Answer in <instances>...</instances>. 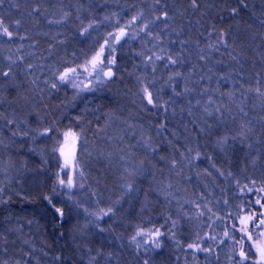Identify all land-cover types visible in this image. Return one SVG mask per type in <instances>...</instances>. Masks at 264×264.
<instances>
[{"label": "rangeland", "instance_id": "obj_1", "mask_svg": "<svg viewBox=\"0 0 264 264\" xmlns=\"http://www.w3.org/2000/svg\"><path fill=\"white\" fill-rule=\"evenodd\" d=\"M16 1L18 2V0H4V3L0 5V18H3L5 22L10 25V30L19 35L27 36V39L24 40L15 38L11 41H9L7 37H0V69H3V71L8 70L9 61L7 57L9 56L13 59H16L18 55L24 57L23 62L18 60L16 64L11 65L12 75L10 77L0 76V93L2 92L3 95H9L10 97L9 99L7 98L6 101L0 100V117H2L0 118V187L4 189L3 193L0 194V200L4 195L14 192L13 181L18 177L15 173H19V171L24 172L27 166H22L21 162L19 163L21 166L15 165L16 162L13 161V158L11 159L12 155L10 156V154L15 155L23 152L28 153L33 159L36 158L40 160L41 163L48 164L51 162V164L55 166L57 175V173L60 172V165L63 162L59 153L53 150L58 146L57 140L63 141V133L65 131L71 130L80 133V127L86 128L89 125L93 131L100 130L97 131L96 134L89 136L87 131L83 129L84 133L81 137V143L77 145V156L82 161L81 166L83 171H90L91 169L99 171V169L109 168L113 174L116 173V176L113 175L115 178L114 183L111 184L112 186L109 185L107 189L99 185L100 183L98 184L94 180L87 178L89 177L87 174L81 179L79 170L73 174L71 169H65V172L74 176L76 184V187L72 188L70 191L58 184L56 176L58 196L63 195L64 200L68 199L70 202L69 209L73 211V203V207L75 209L77 208L81 214V217H78L80 223L78 224L77 222L75 226V229H77L72 239L69 240L70 247L77 250L76 252L79 256V258L76 256L77 259L82 261L84 260L82 256L85 255L79 250V248L82 247L78 246V243H80L78 238L82 241L87 238L100 236L105 238L108 242L114 241V251H116V254H120V256L124 255L126 261H129V264H143L144 259H148L149 264H228L227 255L229 249L226 246L228 243L227 241L225 245H220L217 248V253L220 257L219 260L216 259V254L207 257L206 260L204 253H197V260L194 261L192 259V251L186 249V245L196 239L197 233L201 236H204L206 233L215 234L218 235L219 238H222L224 228H231L232 224V222L227 219V214L229 212L234 214L239 212L240 210L237 208V205L246 204L249 196L253 202L257 198L264 196V193L255 190L252 193H248L247 189H245L242 193L241 188L238 187L236 183V181L239 180L240 186L242 187L243 184L250 183V178H254L257 182L255 187L258 188L262 186V182H264V119H262L264 118V97L259 96L256 92V89L259 88L260 92L264 93V74L261 72V66L259 65V67H256V71L259 72L258 74L253 72V74L247 75L249 76L248 78L241 73L239 74L236 69L240 66V61L239 59H233L231 57L234 49L233 46H230L227 60L232 68V71H230L232 78L228 79V75L226 76V74H224L223 79L222 76L220 77L221 79L216 78L212 74L213 70L210 68L209 64L201 59L202 56L204 58L213 57V54L217 52V50L209 48L210 44L216 43V35L213 31L201 24L202 15H198L187 0H161L160 5H156L154 0H101L103 5L113 10V14L108 22V33L115 32L118 27L128 24L131 18L138 12H144V17L137 20L130 29H127L128 36L125 38L124 42L116 45L117 51L114 53L116 64L113 67V71L116 73L115 77L104 84H94L96 88L95 91H85L79 95L76 94L75 89L68 86H61L59 90H54L46 85L44 81L53 80L54 77L52 73L57 70H62L65 67L67 59L70 58L67 52L70 51L73 42L79 44L85 40L87 41L92 37V34L81 36L80 30L85 25L78 24L76 30L64 34V38H60L61 36L55 33L54 36L50 37V39H46L42 44V39H40V46L37 40L39 34L36 33L33 26L30 28L29 25L30 18L35 16L34 12L29 15L30 11L28 10H30L32 6L28 7V10L26 7L25 10L24 6L20 8V5H22L21 2L17 5ZM163 10L168 11L170 16L173 17V19L167 21V28L164 27V21H157L155 24L149 26V30L153 32V37H149L146 34L148 30L145 32L139 31L143 22L146 20H153L155 15ZM60 19L61 17L58 20ZM16 20L21 21V26L19 28L14 26V21ZM49 20L56 21L48 17L44 26L54 29L64 25L66 26L68 23V17L62 23H49ZM117 21H119V24H117ZM261 28H263L264 34V24L262 23ZM133 31L137 33L135 38H132ZM209 32L213 33L211 37L208 35ZM156 34L159 35V40L154 38ZM184 34H191L194 37H199L198 42L201 44L204 43V51H206L205 55L200 52L198 53L200 64L195 63V65H191L190 68H183L181 64V62H183L180 57L183 52L182 41L184 40ZM253 38H259V34L254 33ZM192 40L194 39L192 38ZM194 42L191 43L192 48L189 50V53H191L192 50L193 54L196 52L197 45ZM244 42L246 43L245 47L248 49L247 41L244 40ZM261 42L264 43V41L259 40L260 44ZM102 44L103 41L90 53L88 52L91 49L87 46L85 59L77 64H83L86 59H89L98 51ZM20 45H23V48L17 53L16 49ZM54 45V50L61 46L62 50L66 51L67 55L62 53V57L64 58L60 57V59L63 60H57L58 57L54 54L53 58L51 57L50 52L53 48L51 49L50 46L53 47ZM154 45L155 47H153ZM161 48L164 49L163 54L165 56L171 55L178 63L175 65H167V59L155 61V71L153 72L152 62L147 61L146 57L152 55V52L160 54ZM236 48L240 51L238 47ZM105 54L107 55V51ZM28 64L33 65V67L28 69ZM199 65H201V67ZM176 72H179L181 75L169 81V76ZM34 79L36 80V84L32 83ZM217 79H219L220 84L226 89H229V91L235 89L240 90L242 96L237 97L247 99L243 102L242 100L238 101V99H236L237 97L235 99L233 98L237 106L235 110H232L228 104H225L231 111L229 113L230 121L226 124L228 126V134H226V136L230 139L225 147L231 148L233 151L243 150V152H245L244 158L246 157L245 164L240 165V170L234 173L231 172V176L226 173L227 170L223 172L224 175H221L220 172L217 171L219 166L214 162V157L211 156V163L213 164H209L207 169L218 179L219 184L216 187L212 184L213 182H202L200 193L198 192L196 196L192 195L195 198L186 204L176 202L174 198L170 196L167 201L165 200L166 206L162 209V213H159L157 210L158 212H156V215L154 213L152 214L151 220L145 218L146 212L148 213V210H150L148 204H152V197L148 194L149 192H146L145 196L143 195L144 203H142V212H145V214L138 216L135 223L132 224L131 222V224L126 227L123 218L119 216L125 201L128 199V194H124V179L118 176L119 174L117 172L120 169L124 171L126 162L129 167L135 166L140 168V172L147 169L148 164H144L145 168H141L139 165L140 160L138 159L147 153L148 156H152V152L137 139L134 140V138L129 136L135 134L134 132L124 133L126 126L127 128H134L130 116H127L125 112H127L129 108L131 109L132 107L136 108L139 106L143 111H147V108H151L152 110H149V112L152 111L153 113L159 110V108H152V106L147 105L146 100L142 99L143 93L141 88L143 85H147L150 91H156L155 93L157 94L161 92L168 94L170 99H174L176 102L189 101L188 95L191 93L189 87L195 85L196 96L193 97L194 102L197 104L200 102L205 106L208 104V98L211 97L214 104L208 105V107L214 109L218 107V104L215 103V87L218 84ZM241 84L244 85L243 88H241ZM173 88H175L176 92L182 93V95H175L173 93ZM185 88L189 89V91L186 92ZM121 89L131 93L119 98L124 103L118 100V103H123L126 109L123 107L125 110L122 111L118 106L117 109L112 111L113 113L105 116L106 119L104 118V120H102L103 122H101L103 114L96 110L95 121H90L91 116L88 117L87 112H89L92 105L89 103H92L93 100L100 103V100L105 95L113 99V101H116V93ZM155 93L153 92V96ZM52 96L63 104L64 108L68 107L69 111L67 116L69 118L72 117L74 120L76 114L78 116L82 115L84 119H88V122L80 126V121L77 120L71 126L66 125L65 127V125H63L62 127L56 128L58 131L51 132L47 136L38 135L44 128L49 127L45 121V117L49 120V114L44 116L43 111L44 107H46L44 104L47 105L48 101L52 99ZM12 97H14L17 102H12ZM221 97L224 102L227 103L226 96L221 95ZM113 101L110 102L113 104L116 103ZM159 102L161 101L159 100ZM123 104L121 106H123ZM229 104L231 103L229 102ZM240 107H243L244 111L248 113L247 116L240 111ZM221 108L223 107L221 106ZM224 110L227 113V108ZM98 119L100 120L99 123L96 122ZM225 119L227 120V118H224V120ZM8 120H13L14 123L11 125L8 124ZM249 121H251V125L254 128L252 136L243 143L239 139L232 140L231 137L236 136L240 131V125ZM191 122L196 128L197 125H195V122L193 120H191ZM224 123H226V121ZM97 125L99 127H97ZM13 132L21 133V135L13 136ZM24 132L29 133V135L23 136L22 133ZM121 134H125L126 136H121ZM87 136H89V138H87ZM122 137H125L124 141L121 139ZM85 139L87 143L83 144L82 141ZM213 139L215 141L214 143H217L216 138ZM212 141V138L210 141H207L204 151L222 156L223 152L221 154V149L215 146L214 143H211ZM249 143L252 144L251 148L247 147ZM23 146L26 147L25 150L22 148ZM70 147L71 142L69 141V150ZM108 153L112 154L111 159L107 158ZM121 155L125 156V161L120 160ZM195 156L196 155L193 156V159L197 162L199 158L195 159ZM256 156H260V159L257 160L256 165L253 166L251 161ZM87 158L94 160L92 161L93 163ZM29 168L34 169V167H28V171H30ZM60 175L64 176V173H60ZM134 182L136 189L135 193L137 194L138 187L135 180ZM81 183L84 185L82 188L79 187ZM85 191L87 193H85ZM146 191L148 190L146 189ZM193 191L194 193H191L195 194L196 189H193ZM225 200H227V204L224 203ZM261 202L264 203V200ZM146 204L147 207H145ZM195 204L201 206V209L206 213L205 216L198 217L196 215L198 209L195 207ZM205 204L211 207L217 215L224 217L222 220H215L211 229L209 228L211 221L208 220V215L210 214H208L207 209L204 208ZM108 207H113V214L103 216L99 220L96 219L95 215H90V213H98L100 209H107ZM255 207L259 208V205ZM261 210L264 211V209ZM244 211L247 212L249 209L245 208ZM185 212L188 213V216L184 215ZM169 216L177 220V225L175 229H173L175 238H168L167 236L161 237L162 246L160 249H152L151 245L145 244L142 245L138 252L135 246L129 243L131 236L135 234L138 226H142L145 230L159 227L162 232H168V228L171 224V222L167 220ZM142 217L145 218V220H143ZM235 223L238 224V221H235ZM33 225L34 226H30L28 223L26 225L21 224L18 228L15 227L17 229L8 227L4 231L3 236L0 237V262H7V264H17V261H19L20 264L36 262V243H34V240L36 238L39 240V230L36 224ZM79 225L81 226L78 227ZM162 225L163 227H161ZM100 228H103L104 231H100ZM177 241H179V246L177 245ZM206 243L212 242L206 241ZM145 248L149 249V251L145 252ZM52 260L53 259H51V262ZM85 262L86 264L90 263L88 259H86Z\"/></svg>", "mask_w": 264, "mask_h": 264}, {"label": "trees", "instance_id": "obj_2", "mask_svg": "<svg viewBox=\"0 0 264 264\" xmlns=\"http://www.w3.org/2000/svg\"><path fill=\"white\" fill-rule=\"evenodd\" d=\"M19 2L22 4L20 8L24 6L25 10L26 7L28 10V7L32 6L33 8L36 5H39L41 8V12H34L35 16L30 18L29 22L30 28L33 26L36 33L39 34L37 40L40 46L42 42L44 43L46 39H50L55 33L60 35V38H64V34L75 31L76 26H78V24L80 25L81 21H84V25L90 20L96 22L97 27L90 30L92 37L79 44L73 42L70 51L67 52L70 58L67 59L66 63L73 65L85 59L87 46L91 49L88 52L90 53L104 41L105 35L109 31L108 22L113 14V10L103 5L101 0H18L17 5ZM187 2H190V0H187ZM32 8L28 10L31 14ZM232 9L237 10L235 15H233ZM194 11L198 15H202L201 24L213 31L217 39L220 38L221 32L226 34L225 39L228 47L219 45V50L213 54L214 56L212 55L213 57H205L203 59L209 64L210 68L213 70L212 74L216 78L221 79L220 77H224V74H226V76L228 75V79L232 78L230 75L232 68L227 60L230 46H233L234 49L231 57L235 56L236 59L240 61V66L236 69L239 74L241 73L246 78L249 77L247 75H251L253 72L258 74L259 72L256 71V67H259V65L261 66V72L264 74V43H259V40L264 41L263 28H261V21H264V0H244V3H241V0H199V8ZM65 12L69 14L68 23L66 26L64 25L65 27L61 26L54 29L44 26L48 17L58 20ZM105 17L109 19H105ZM254 33H258L259 38H253ZM192 38L194 40H192ZM40 39H42L41 44L39 42ZM198 40L199 37L197 38V36L194 37L191 34H184V40L182 41L183 52L180 57L183 61L181 62L183 68H190V66L193 64L195 65V63L200 64L198 53L206 54V51H204V43L201 44ZM244 40L248 43V49L245 47L246 43ZM192 42L197 45L195 54H193V50L189 53V50L192 48ZM50 47L51 49L53 48L50 52L51 57L53 58L54 54L58 57L57 60H63L60 59V57H62V53L66 54V51L62 50L61 46L55 50V45ZM236 47H238L241 52ZM199 66L201 67V65ZM0 71H3V69H0ZM219 79H217L218 84L215 87V103L218 104V107L222 106L224 109L227 108V113L221 108L223 114L221 120L217 119V116L220 114L215 112L209 118L204 112V104L200 102L197 104L194 102L193 97L196 96L195 85L189 87V89H191V93L188 95L189 101L176 102L174 99H170L168 94H164L163 92L158 94L159 100L161 101L160 103L166 102L167 111H165L164 108H159L158 111L153 113L152 111L149 112V110H152L151 108H147V111H143L139 106L136 108H129V110L125 112L127 116H130L134 128H127L126 126L124 133L134 132L135 134L129 136L134 138V140L137 139L141 144H145V141H148L151 146L156 149L155 152H152V156H148L147 153L138 159L140 161L143 160L144 164L148 165L147 169L141 172L139 171L140 174L138 173L133 177L138 187V193L136 194L134 191L133 193L135 194L132 193L127 195L128 199L125 201L119 216L123 218L126 227H128L131 222L132 224L135 223L138 216L145 214V212H142V203H144L143 195L145 196L146 192H149L148 194L152 197V204H148L150 210H148V213L146 212L145 218L151 220L153 213L155 215L158 211L162 213V209L166 206L164 196L158 193L167 183L173 185L172 189H169V191L172 192L171 197L174 198V201L182 204L190 202L195 198L193 197L194 195L196 196L198 192L200 193L202 182H213L212 184L216 187L219 184L218 179L207 169L209 164H213L211 163V156L214 157V162L219 166L221 172L227 170L226 173H234L240 170V165L245 164L246 157L244 158L245 152H243V150L233 151L231 148L229 149L224 146V150L221 151V154L223 152L222 156L204 151L207 141H210L211 138L213 140L211 143H214L215 141L213 138L218 140V138L228 134V126L226 124L230 121L229 113L231 111L225 104H228L232 110H235L237 106L234 99L237 96H242L240 90L234 88L235 90L229 91V89H226L220 84ZM153 92L155 93L156 91ZM228 92L234 93L231 99L226 95ZM129 94L131 93L127 90L121 89L116 93V101H113V99L106 95L102 97L100 103L93 100L92 103H89L92 107L89 109V112H87L88 117L91 116L90 121H95L96 110L103 114L101 122H103L102 120H104L106 115L108 116V114L110 115V113H113L112 111L117 109L118 106L124 111L126 107H124V102L119 98ZM221 95L226 96L227 103L224 102ZM156 97L157 93H155L154 99ZM7 98H10L9 95H3L2 92L0 93L1 101H6ZM51 98L52 99L48 101V106L42 102L44 106H46L43 111L44 116L49 114V120L47 117H45L46 120L44 119L49 127L56 129L63 125H65V127L66 125L71 126L77 120L80 121V126L88 122V119H84L82 115L78 116L76 114L74 120L72 117L69 118L67 116L69 111L68 107L64 108L63 104L58 102L55 97L52 96ZM236 99H238V101L242 100L243 102L247 100L242 97H237ZM118 100L123 103H118ZM11 101L14 103L17 102L14 97H12ZM110 101L116 103L113 104ZM229 102L231 104H229ZM122 104L123 106H121ZM123 107L125 109H123ZM190 112L191 114H189ZM224 118H227V120H224ZM191 120L197 125L196 128L193 126L194 124ZM99 121L98 119L96 122L99 123ZM225 121L226 123H224ZM161 125H163V127H161ZM209 125H211V127H209ZM97 127L99 126L97 125ZM80 128L86 130L89 136L96 134V132L100 130L93 131L89 125L86 128ZM201 129H203V131H201ZM89 136H87V138H89ZM121 136L126 135L121 134ZM121 139L124 141L125 137ZM214 145L218 146L217 143H214ZM22 148H24V150L26 149L25 146ZM207 148L210 149L209 147ZM189 149L192 150L191 153H189ZM197 152L200 153V157L198 161L195 162L193 156L196 155ZM182 153L188 158L182 159ZM10 156L11 159L13 158V161L16 162L15 165L21 166L19 165L21 162L22 166H27L24 172L19 171V173H15L18 177L13 181L14 192L4 195L0 200V237L3 236L4 231L8 227L18 228L21 224L26 225L28 223L30 226L36 224L39 230V240L38 238L34 240V243H36V262L27 264H86V259L90 262L93 256L96 257V259L92 261L91 264H129V261H126L124 255L120 256V254H116V251H114V241L108 242L105 238L100 236L92 237L90 238L91 240L86 241H81V239L78 238L80 241L78 246L82 247L79 248V250L85 255L82 256L84 260L81 261L77 259V257L79 258L76 252L77 250L70 247L69 240L72 239L77 229H75L77 222L78 224L80 223L78 217H81V214L77 208L75 209L73 207V203V211L69 209L70 202L68 199L64 200L63 195L58 196L55 166H53L51 162L48 164L41 163L40 160L36 158L33 159L28 153L10 154ZM161 157H163V159H161ZM91 158L87 159L91 162L94 161L92 160L93 158ZM172 159L179 161L177 169L171 168L169 162ZM144 164L142 166L143 168H145ZM28 167H34V169L29 168L30 171H28ZM177 171H179V175L176 174ZM85 173L89 176L87 178L94 180L98 184L100 183L99 185L107 189L109 185L112 186L111 184L114 183L115 178L113 175L116 176V173L113 174L109 168L99 169V171L91 169L90 171H85ZM117 173L119 174L118 176H125L124 171L121 169ZM125 182L124 180L123 184ZM161 182H163V184ZM146 189L148 191H146ZM193 189H196L195 194H192L194 193ZM85 193L87 192L85 191ZM49 199L51 200V204L49 203ZM56 208L62 209L64 213L63 216H60L56 212ZM145 218H143V220H145ZM80 226L81 225L78 227ZM74 246L76 247L75 244ZM51 259H53L52 262Z\"/></svg>", "mask_w": 264, "mask_h": 264}, {"label": "snow or ice", "instance_id": "obj_3", "mask_svg": "<svg viewBox=\"0 0 264 264\" xmlns=\"http://www.w3.org/2000/svg\"><path fill=\"white\" fill-rule=\"evenodd\" d=\"M4 3V0H0V5ZM156 5L161 4V0H154ZM241 3H244V0H241ZM191 7L195 10L199 8V0H190ZM236 9H232L233 15L236 14ZM32 12L39 13L41 12V8L39 5H36L32 8ZM31 15V13H29ZM68 13L65 12L60 20H49V23H62L64 20L67 19ZM144 17V12H138L131 18V21L118 29L115 32H109L106 38L103 41V44L100 45L99 49L95 54H93L89 59H86L83 64H67L62 70H57L52 73L54 79L49 81L45 80L44 83L48 85L51 89L59 90L61 86H68L72 89L76 90V94L79 95L82 92H93L96 90L94 84H104L107 81L113 79L116 73L113 71V67L116 64L114 53L117 51L116 45L120 44L122 40L128 36L127 29H130L133 24L136 23L137 20ZM79 19V17H78ZM105 19H109L105 17ZM173 19L170 16L169 12L166 10L160 11L158 14L155 15L153 20H146L143 22L142 26H140V32H146L149 37H153V32L149 30V26L155 24L157 21H164V27L167 28L168 24L167 21ZM264 24V21H261ZM81 24L84 25V21H81ZM119 24V21H117ZM14 26L19 28L21 26V21L16 20L14 21ZM97 27L96 22L94 20H90L87 22L85 26H83L80 30V35L84 36L86 34H90V30ZM179 34V33H177ZM137 33L135 31L132 32V38H135ZM210 37L213 35L212 32L208 34ZM225 33H220V38L216 41L215 44H210V49L219 50V45H223L224 47H228L227 41L225 39ZM0 37H7L9 41L19 38L20 40L27 39L26 35H19L18 33H14L10 30V25H8L3 18H0ZM156 40H159V35L156 34L154 36ZM183 43V42H182ZM155 47V45L153 46ZM23 45H20L16 51L19 53ZM107 51V55L105 54ZM164 49H160V54L156 52H152V55L146 57L147 61H151L153 65V72L155 71V61H161L167 59V65H175L178 63L176 59H174L171 55L165 56ZM142 55V54H140ZM154 58V59H153ZM236 59L235 56L232 57ZM9 61V68L7 71H0V76L2 77H10L12 75V68L11 65H14L19 60L23 62L24 57L22 55H18L16 59H13L11 56L7 57ZM201 59H204L202 56ZM165 65V66H167ZM33 65L28 64L27 68L31 69ZM179 72L174 73L173 75L169 76V81L173 80L175 77L180 76ZM223 79V77H222ZM33 84H36V80L32 81ZM244 85L241 84V88ZM143 93L142 99L146 100V104L152 106V108H166V102L160 103L159 102V95L154 99L153 92L150 91L147 85H143L141 88ZM185 91H189V89L185 88ZM207 91V89H206ZM256 92L259 96L264 97V93L260 92L259 88L256 89ZM173 93L175 95H182V93L176 92L175 88H173ZM230 99L234 96V93H228ZM214 101L211 97L208 98V104L204 106V112L207 116H212L213 113H219L220 115L217 116L218 120L222 119V111L221 107H215L214 109H210L208 105H213ZM240 111L244 113L245 116L248 115L247 112L244 111L243 107H240ZM191 114V112L189 113ZM2 118V117H0ZM264 119V118H262ZM13 120H8V124H13ZM163 127V125H161ZM211 127V125H209ZM58 131L53 127L44 128L42 131L38 133L41 136H47L49 133ZM203 131V129H201ZM254 128L251 125V121L247 123H242L240 125V131L236 134V136L231 137L232 140L239 139L242 143L247 141L253 134ZM83 134V129H81L80 133L73 132L71 130L65 131L63 133V141L57 140V147L53 150L57 151L62 158V164L60 165V172L57 173V181L61 187L67 188L69 191L76 187L74 176L69 175L65 172V169H71L73 174L79 170V176L83 179L86 175L85 171L82 169V161L77 156V145L81 143V137ZM21 135V133L13 132V136ZM23 136H28L29 133L24 132L22 133ZM228 136H222L218 138L217 145L220 147L221 151L224 150V146H226L229 142ZM69 141L71 142V147L69 150ZM83 144H86V139L82 141ZM144 146L148 148L151 152H155L156 149L151 146L148 141H145ZM248 148L252 147V144H247ZM191 149H189V153H191ZM112 154L108 153L107 158L111 159ZM182 159H187L183 153L181 154ZM200 157V153L197 152L195 159ZM163 159V157H161ZM260 159V156H256L251 161L252 165L255 166L257 160ZM120 160L125 161V156L121 155ZM172 169H177L179 161L176 159H172L170 162ZM144 161L141 160L139 162L140 167L142 168ZM140 171V168L132 166L124 167L125 176L122 177L126 182L124 183L123 187L125 189L124 194L127 195L129 193L134 192L135 189V182L132 179L135 175H137ZM221 175H224L220 169H217ZM60 173H64V176H61ZM179 175V171L176 173ZM229 176L232 175L231 172L228 173ZM163 184V182H161ZM237 186L241 188V192L247 189L248 193H252L254 190L260 193H264V182H262V186L256 188V180L254 178H250V183H245L243 186H240V181H236ZM251 185V186H250ZM79 187H84L83 183L79 185ZM173 185L171 183H167L164 187L160 190L158 194L164 196V199L167 201L170 196H172V192L169 189H172ZM55 190V188H54ZM4 189L0 187V194H2ZM71 198V197H70ZM47 199V197H46ZM264 200V196L257 198L254 202L251 200V197H248V202L246 204L237 205V208L240 210L237 213L229 212L227 214V219L232 222L231 228L225 227L223 230V237L219 238L218 235L215 234H208L206 233L204 236H201L199 233L196 235V239L192 240L191 242L187 243L186 249H190L192 251V259L195 261L197 260V253H204L205 258L216 254V259L219 260V254L217 253V248L220 245H225L226 241L227 247L229 249L227 260L228 264H264V203L261 201ZM6 202V201H3ZM49 203L51 204V200L49 199ZM118 203V201H117ZM227 204V200L224 201ZM259 205V208L255 206ZM147 207V204L145 205ZM195 207L198 209L196 215L198 217H203L206 215L205 211L201 209L199 204H195ZM204 208L207 209L208 220L211 221L209 224V228L211 229L212 224L215 223V220H222L224 217L217 215V213L211 208L208 207L207 204L204 205ZM247 208L249 211H244ZM56 212L63 216V211L60 208L55 209ZM87 211V210H85ZM114 213L113 207H108L107 209H100L98 213H90V215H95L96 219L99 220L103 216H108ZM185 216H188V213H184ZM191 218V217H189ZM215 218V219H213ZM167 220L171 222L170 227L168 228V232H162L161 228H152L145 230L142 226H138L134 235L131 236L129 241L130 244L134 245L137 251L139 252L142 245L148 244L151 245L152 249H160L162 246L161 237L167 236L168 238H175V229L177 225V220L172 219L171 216L167 217ZM238 221V224L235 223ZM163 227V225L161 226ZM100 231H104L103 228H100ZM206 241H211L212 243H206ZM177 245L179 246V241H177ZM145 252L149 251V249L145 248ZM96 257H91L90 264L92 261H95ZM0 264H7V262H0ZM17 264H20L17 261ZM143 264H149L148 259L143 260Z\"/></svg>", "mask_w": 264, "mask_h": 264}, {"label": "bare ground", "instance_id": "obj_4", "mask_svg": "<svg viewBox=\"0 0 264 264\" xmlns=\"http://www.w3.org/2000/svg\"><path fill=\"white\" fill-rule=\"evenodd\" d=\"M86 240H91V239H90V238H87V239H85V241H86Z\"/></svg>", "mask_w": 264, "mask_h": 264}, {"label": "water", "instance_id": "obj_5", "mask_svg": "<svg viewBox=\"0 0 264 264\" xmlns=\"http://www.w3.org/2000/svg\"><path fill=\"white\" fill-rule=\"evenodd\" d=\"M122 42H124V40H122L121 43H122ZM121 43H120V44H121ZM118 45H119V44H118Z\"/></svg>", "mask_w": 264, "mask_h": 264}]
</instances>
